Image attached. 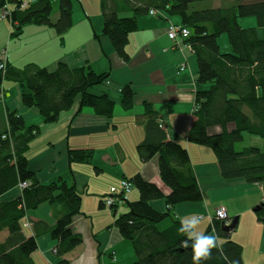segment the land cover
<instances>
[{
  "label": "trees",
  "instance_id": "1",
  "mask_svg": "<svg viewBox=\"0 0 264 264\" xmlns=\"http://www.w3.org/2000/svg\"><path fill=\"white\" fill-rule=\"evenodd\" d=\"M212 1L124 0L133 10L132 15L125 17L116 10L115 0L112 3L101 0L102 34L108 37L116 54L127 60L128 35L137 29L139 15L164 10L170 16H178L181 26L189 30L184 40L195 54V82L199 86L195 92V119L187 132V140L212 149L223 178H242L261 184L264 183V143L262 147L252 145L241 150H237L234 143L242 139L243 133L264 138V37L258 35L256 27L245 28L238 23V17L255 16L257 26L263 27L264 0L214 6L210 4ZM5 3L11 12L7 17L0 14V19L9 23L12 39L18 38L24 26L30 23L52 25L58 35H63L72 24L70 0H59V16L55 22L50 19V0H35L29 4L22 0H0V8ZM222 33H227L230 51L223 52L219 48L217 38ZM95 37L99 39L97 34ZM107 77V72L70 67L63 61H58L52 70L34 63L16 67L7 62V55L4 73L0 70V83L5 80L18 83L22 88V104L36 107L44 122L57 120L59 114L76 101L79 109L90 106L97 115L111 118L114 100L105 91L91 90ZM133 95L132 86H122L119 101L123 109L132 108ZM144 106L139 123L145 128V137L136 145V150L143 162L158 154L160 179L169 187L170 194H164L158 185L135 174L129 181L137 188L139 197L124 202L127 210L117 215L115 225L133 246L136 259L130 264H192L191 248L181 244L186 236L178 232L180 221L172 220L169 227L157 229L158 221L170 213L155 210L149 201L163 198L170 208L182 202L200 201L203 191L195 178L187 149L167 138L154 108L146 101ZM230 124L233 126L229 128ZM216 127L220 130L216 131ZM38 132L36 125L26 126L20 114L6 112V126L0 129V197L16 186L19 194L9 200L0 198V232H7L0 240V264H35L31 254L37 248L36 237L26 236V224L22 220L29 210L44 202L61 206L54 225L45 226L43 230L49 231L57 241L55 253L59 260L56 264H69L63 255L82 243L80 234L70 228L72 217L80 212L81 197L75 187L67 186L61 179L40 183L28 168L25 153ZM91 156V149L67 151L70 161L88 163ZM26 181L29 184L19 188V184ZM260 205L255 213L264 225V200ZM212 222L215 232L223 239L222 249L213 248L212 259L202 264H243L241 244L228 238L233 229L222 230V221L214 219Z\"/></svg>",
  "mask_w": 264,
  "mask_h": 264
},
{
  "label": "crops",
  "instance_id": "2",
  "mask_svg": "<svg viewBox=\"0 0 264 264\" xmlns=\"http://www.w3.org/2000/svg\"><path fill=\"white\" fill-rule=\"evenodd\" d=\"M22 1L29 4L35 0ZM70 1L72 24L63 35H58L52 25L30 23L24 26L18 38L12 39L10 28L0 20V47L5 45L9 64L23 67L34 63L52 70L58 61H63L70 67H89L108 75L102 84L91 90L95 93L105 91L114 100L111 118L97 115L90 106L79 109L76 101L53 122H44L36 107L22 104V88L18 83L2 82L4 100L0 101V129L6 126L7 111L20 114L26 126L36 125L39 132L30 140L25 153L28 168L40 183L61 179L80 194V212L72 217L70 228L80 234L82 243L63 258L68 259L69 264H130L136 259L131 242L115 225L117 215L127 210L126 205L123 203L112 209L105 206L103 200L112 186L119 189L122 179L129 180L135 174L158 185L164 194L170 192L160 179L158 154L143 162L136 150V145L145 137V128L139 120L146 101L158 114L166 137L187 149L195 178L203 191L200 201L182 202L170 208L163 198L149 201L155 210L170 213L158 221L157 229L169 227L172 220L198 215L201 217L198 230L206 235L215 234L222 241L211 219L215 209L223 207L230 222L237 217L228 238L241 244L243 264H264V225L254 211L264 200V183L223 178L212 149L187 140V132L195 119V92L199 86L195 82V54L184 39L177 43L167 36L171 22L181 25L179 17L170 16L164 10L139 15L137 29L129 33L125 47L128 59L123 60L108 37L102 34L101 0ZM115 2L120 16L133 14L124 0ZM50 3V19L55 22L59 16V0H50ZM238 23L245 28H257L254 19L240 17ZM219 36L221 51H230L226 38ZM125 84L134 90L133 105L128 110L123 109L119 101L120 89ZM232 126L230 124L229 128ZM215 130L219 131L220 127ZM68 149H91V159L88 163L70 161ZM18 194L16 186L0 198L9 200ZM138 197L133 185L127 200ZM60 213V205L44 202L29 210L22 220L26 224V236L36 237L37 248L31 254L35 264H56L59 260L54 250L57 241L49 231L43 230L45 226H53ZM6 235V230L0 232V240Z\"/></svg>",
  "mask_w": 264,
  "mask_h": 264
},
{
  "label": "built area",
  "instance_id": "3",
  "mask_svg": "<svg viewBox=\"0 0 264 264\" xmlns=\"http://www.w3.org/2000/svg\"><path fill=\"white\" fill-rule=\"evenodd\" d=\"M6 1V0H5ZM3 10L0 12L1 17H5V14H10V9L7 5V3L3 4L2 6ZM151 13H155V10H150ZM167 36L171 41L174 42H180L184 38H186L189 35V30L181 25H177L171 22V24L167 27ZM0 70L1 73H4V70L6 68V50L2 49L0 52ZM4 98V90L2 86V82L0 83V101H2ZM29 184L28 181L21 182L19 184V188H23L24 186H27ZM132 189V184L127 179H122L120 181V188H115L112 186L109 190V194L104 198L103 203L105 206L112 207L113 205H120L123 204L127 199V194ZM220 213H223V217H221ZM227 220L228 219V213L227 210H225L223 207H219L215 209L214 216H212L211 222L214 220Z\"/></svg>",
  "mask_w": 264,
  "mask_h": 264
},
{
  "label": "clouds",
  "instance_id": "4",
  "mask_svg": "<svg viewBox=\"0 0 264 264\" xmlns=\"http://www.w3.org/2000/svg\"><path fill=\"white\" fill-rule=\"evenodd\" d=\"M220 215L223 217V213H220ZM200 223L201 217L193 215L181 219V226L178 229L180 234L186 236V239L181 242L182 246L185 248H191L192 264H202V261L212 259L213 248H216L217 250L222 249V241L219 240L217 235H206L198 230Z\"/></svg>",
  "mask_w": 264,
  "mask_h": 264
},
{
  "label": "rangeland",
  "instance_id": "5",
  "mask_svg": "<svg viewBox=\"0 0 264 264\" xmlns=\"http://www.w3.org/2000/svg\"><path fill=\"white\" fill-rule=\"evenodd\" d=\"M241 2L242 0H224V1H220V0H213L210 4L212 6L214 5H219L220 3H235V2ZM243 1H246V0H243ZM207 3V2H205ZM3 8H0V12H2ZM11 12V11H10ZM5 16L7 17L8 14H5ZM240 18V17H239ZM238 18V19H239ZM244 19H254V22H255V25L254 26H257V22H256V17L255 16H246L244 17ZM1 20V19H0ZM6 25L8 26V29L10 28L9 26V23L4 20ZM257 33L260 37H264V26H257ZM226 38V43L229 44L228 42V38H227V33H222L220 34L219 38ZM224 47V45H222ZM5 47V45L3 46ZM2 47H0V50H1ZM223 49V48H222ZM6 50V49H5ZM225 52V51H223ZM1 60V59H0ZM263 143H264V138L262 137H259L258 135H255V134H248V133H243V137L240 141H237L234 143V146L237 150H241L242 147H245V146H252V145H257V146H260L262 147L263 146ZM214 224V222H213ZM55 250V249H54Z\"/></svg>",
  "mask_w": 264,
  "mask_h": 264
},
{
  "label": "water",
  "instance_id": "6",
  "mask_svg": "<svg viewBox=\"0 0 264 264\" xmlns=\"http://www.w3.org/2000/svg\"><path fill=\"white\" fill-rule=\"evenodd\" d=\"M260 204L259 205H256L255 206V208H254V211H257V210H259V208H260ZM236 219H237V217L235 216V217H233V220H231V222L228 224V223H226V221H222L221 222V229L222 230H229V229H233L234 228V226H235V224H236Z\"/></svg>",
  "mask_w": 264,
  "mask_h": 264
}]
</instances>
